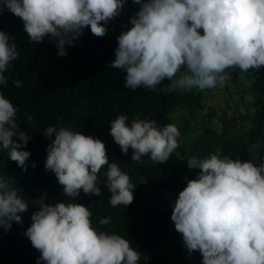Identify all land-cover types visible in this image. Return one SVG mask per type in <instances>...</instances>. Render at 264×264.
<instances>
[{"label":"clouds","instance_id":"clouds-1","mask_svg":"<svg viewBox=\"0 0 264 264\" xmlns=\"http://www.w3.org/2000/svg\"><path fill=\"white\" fill-rule=\"evenodd\" d=\"M139 5L129 17L130 26L116 37L109 67L124 72L126 88L206 90L222 85L238 70L248 84L249 70L264 68V0H132ZM126 0H0L4 9L23 21L28 40H54L57 55L67 54L90 29L104 36L111 20ZM14 37L0 30V86L18 56ZM167 81V83H165ZM13 86L22 81L15 79ZM18 106L0 87V150L26 170L30 133L17 121ZM28 121L32 117H26ZM109 132L123 153L131 147L138 164L148 156L153 163L166 162L179 147L175 123L161 126L154 119L118 114ZM50 138L44 167L51 170L68 200L47 202L43 194L25 235L40 255L37 264H139L141 252L131 240L99 225L111 216L92 221L89 206L77 202L85 194H101L98 174L107 166L106 184L111 206H128L136 187L120 164L110 161L104 142L90 134L61 125H48ZM18 138V139H17ZM187 178L172 205L170 219L189 253L198 251L201 264H264V156L241 160L219 147L204 157L186 159ZM35 167V162H31ZM13 177L0 173V228L22 222L29 203L21 196Z\"/></svg>","mask_w":264,"mask_h":264},{"label":"trees","instance_id":"trees-1","mask_svg":"<svg viewBox=\"0 0 264 264\" xmlns=\"http://www.w3.org/2000/svg\"><path fill=\"white\" fill-rule=\"evenodd\" d=\"M138 7L132 0H126L121 13L109 22L104 36H96L85 28L72 45L65 46V56L57 55L54 40L47 36L40 42L29 41L22 19L6 9L0 11V30L14 37L19 53L6 72L7 86L0 87L18 106L17 121L31 136L25 145L30 151L26 170L7 158L6 150H0V173L14 178L13 186L29 203L27 211L21 214L22 222L13 221L7 231L0 228V264H37L40 253L25 235L31 213L43 199L41 194L49 203L69 199L55 174L44 167L50 138L43 132L50 124L100 138L110 161L118 162L136 184L133 201L128 206H111L107 166H103L98 174L101 194L97 197L81 190L76 199L90 207L94 224L104 216H111L108 225L99 227L131 240L141 252L139 264H193L181 234L170 219L176 195L186 179L199 171L189 169L186 159L204 157L217 147L241 160L253 157L259 160L264 156V68L249 70L263 89L261 111L255 117L240 115L230 122L223 120L218 127L204 126L190 142L180 136L179 147L164 163H153L146 155L143 163L138 164L131 159V147L127 153L121 151L109 132V121L118 114H127L129 121L137 116L154 119L163 126L173 123L170 113L178 105L189 112L200 108L203 94L208 90L193 89L185 93L164 92L159 85L155 89L125 87L124 72L109 64L114 59L117 35L130 26L129 17ZM15 79L22 81L20 87L13 86ZM28 115L31 121L26 119ZM181 130L186 129L183 126ZM31 162H35V167Z\"/></svg>","mask_w":264,"mask_h":264},{"label":"rangeland","instance_id":"rangeland-1","mask_svg":"<svg viewBox=\"0 0 264 264\" xmlns=\"http://www.w3.org/2000/svg\"><path fill=\"white\" fill-rule=\"evenodd\" d=\"M248 84L240 79L238 70L234 71L222 85L204 92L202 106L189 112L176 106L170 113L172 122L181 132L182 139L190 142L204 126L218 127L220 123L237 119L240 115L255 117L261 111L263 89L259 81L247 74ZM193 90V89H191ZM191 90H179L188 93ZM185 131L182 132V127ZM193 264H201V254L193 251L188 255Z\"/></svg>","mask_w":264,"mask_h":264}]
</instances>
